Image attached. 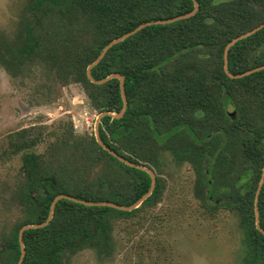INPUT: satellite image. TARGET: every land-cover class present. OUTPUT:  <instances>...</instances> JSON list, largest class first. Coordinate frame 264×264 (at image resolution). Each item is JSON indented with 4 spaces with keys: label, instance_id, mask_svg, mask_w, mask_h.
Wrapping results in <instances>:
<instances>
[{
    "label": "trees",
    "instance_id": "16d2710c",
    "mask_svg": "<svg viewBox=\"0 0 264 264\" xmlns=\"http://www.w3.org/2000/svg\"><path fill=\"white\" fill-rule=\"evenodd\" d=\"M195 1L193 16L141 28L112 45L91 68L95 80L121 75L127 102L120 118L100 119L98 134L112 151L136 164L155 165L158 149L191 163L198 189L205 187V208H222L239 221L244 264H264V234L256 229L254 213L264 165V69L231 79L223 68L225 46L264 22V0ZM193 8L192 0H30V19L21 34L0 39V65L12 77L28 63L42 65L62 84H80L98 114H118L123 108L118 79L93 84L87 67L111 40ZM263 65L264 27L227 51L230 74ZM198 133L204 135L198 138ZM54 137L48 156L26 150L34 140L19 136V142L17 134L8 138L10 153H21V176L12 194L21 217L0 247V264H17L20 228L45 222L57 195L127 207L150 188L146 172L119 162L93 137L70 132ZM127 141L130 155L123 152ZM96 167L100 174L90 177ZM160 195L156 177L150 196L131 211L60 199L44 227L23 232L21 264H69L83 250L111 255V223L155 206ZM256 206L264 230V182Z\"/></svg>",
    "mask_w": 264,
    "mask_h": 264
},
{
    "label": "rangeland",
    "instance_id": "374dc122",
    "mask_svg": "<svg viewBox=\"0 0 264 264\" xmlns=\"http://www.w3.org/2000/svg\"><path fill=\"white\" fill-rule=\"evenodd\" d=\"M29 2L0 0V39L14 40L21 34L30 19ZM227 111L232 114L230 107ZM98 115L80 84L64 85L37 63H28L13 77L0 65V247L21 217L12 198L21 176V153H10L9 136L17 134L19 142L34 140L33 148L26 150L48 156L55 135L70 132L95 139ZM130 146L129 141L124 145L127 155ZM137 153H141L139 148ZM152 159L155 165L139 164L160 181L157 204L131 219L111 223V255L83 250L69 264H244L239 221L222 208L215 212L205 208V187L198 189L193 165L186 160L177 162L178 157L165 149H158ZM98 169L90 177L100 174Z\"/></svg>",
    "mask_w": 264,
    "mask_h": 264
},
{
    "label": "water",
    "instance_id": "95a60500",
    "mask_svg": "<svg viewBox=\"0 0 264 264\" xmlns=\"http://www.w3.org/2000/svg\"><path fill=\"white\" fill-rule=\"evenodd\" d=\"M193 1V4H194V8L193 10L188 13V14H184V15H181V16H177V17H174V18H170V19H167V20H157V21H151V22H147V23H144L140 26H138L137 28H135L134 30L114 39V40H111L104 48L103 50L100 52V54L98 55V57L87 67L86 69V77L87 79L93 83V84H103L104 82L112 79V78H116L118 79L119 81V87H120V93H121V97H122V100H123V108L121 110V112H119L118 114H114V113H109V112H101L99 113L98 115V118L95 122V141L96 143L99 145V147H101L105 152H107L109 155H111L112 157H114L116 160H118L119 162L125 164L126 166L128 167H132V168H135V169H139V170H142L144 172H146L150 179H151V185H150V188L148 189V191L146 192V194H144L139 200H137L134 204H132L131 206H120V205H116V204H113V203H110V202H98V203H95V202H87V201H83V200H79L77 198H74V197H71V196H67V195H57L53 202H52V205H51V208H50V212H49V215H48V218L45 222L41 223V224H34V225H25L23 227L20 228L19 232H18V240H19V245H20V258L17 262V264H21L23 258H24V254H25V250H24V245H23V242H22V234L24 231L26 230H29V229H37V228H41V227H44L48 221L51 219L52 217V212H53V209H54V206L56 204V202L60 199H67V200H70V201H73V202H76V203H79V204H83V205H86V206H97V207H101V206H104V207H110V208H114V209H117V210H122V211H131L133 209H136L138 208L141 203L148 197L150 196V194L152 193L154 187H155V182H156V177L155 175L151 172V170H149L148 168L144 167V166H141L140 164H136L134 162H130L128 160H126L125 158H123L122 156L118 155L116 152L112 151L108 146H106L100 139L99 137V134H98V124H99V121L100 119L105 116V115H110L112 117H115V118H120L125 110H126V97H125V94H124V90H123V84H124V80H123V77L119 74H112V75H109L107 76L106 78L102 79V80H95L92 76H91V68L93 66H95L99 61L100 59L103 57V55L105 54V52L114 44L116 43H119L121 42L122 40L128 38L129 36L135 34L138 30H140L141 28L145 27V26H149V25H159V24H169V23H173L175 21H178V20H182V19H186V18H189L191 16H193L197 10H198V4L195 0H192ZM264 27V22L258 26H256L255 28H253L252 30L246 32L245 34H242L236 38H234L233 40H231L226 46H225V49H224V55H223V68H224V72L225 74L231 78V79H239V78H242L244 76H247L251 73H254V72H257L259 70H262L264 69V65L263 66H260L258 68H255V69H252V70H249L247 72H244V73H241V74H237V75H233V74H230L228 71H227V67H226V61H227V51L228 49L234 45L236 42L254 34L255 32L259 31L260 29H262ZM263 182H264V165H263V168H262V172H261V177H260V181H259V184H258V187H257V190H256V194H255V201H254V213H255V226H256V229L261 232L262 234H264V230H262L259 226V223H258V212H257V199H258V195H259V191L263 185Z\"/></svg>",
    "mask_w": 264,
    "mask_h": 264
}]
</instances>
